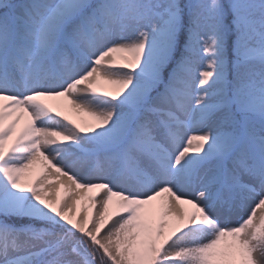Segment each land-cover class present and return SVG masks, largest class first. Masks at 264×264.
I'll return each mask as SVG.
<instances>
[{
  "label": "snow or ice",
  "instance_id": "1",
  "mask_svg": "<svg viewBox=\"0 0 264 264\" xmlns=\"http://www.w3.org/2000/svg\"><path fill=\"white\" fill-rule=\"evenodd\" d=\"M257 252L264 0H0V264Z\"/></svg>",
  "mask_w": 264,
  "mask_h": 264
},
{
  "label": "rangeland",
  "instance_id": "2",
  "mask_svg": "<svg viewBox=\"0 0 264 264\" xmlns=\"http://www.w3.org/2000/svg\"><path fill=\"white\" fill-rule=\"evenodd\" d=\"M13 2H19V0H13ZM69 114L72 116L73 119H76L78 122L82 124L89 123L92 120L91 117L86 116L85 114H79L76 112H69ZM49 170L51 171H46L47 174H45V171L41 170L40 168H37V172L39 173L40 176L43 177L44 181L51 180L48 178V176H51V175H54V178L57 179V184L62 183V180L66 179V177H60L57 173H55L54 169L49 168ZM45 190L51 193L49 197L50 199H56L58 195V189H56V186H53V189H52V184H46ZM59 192L62 193V188H60ZM254 258L257 259L258 264H264V257H261L259 252L254 254Z\"/></svg>",
  "mask_w": 264,
  "mask_h": 264
},
{
  "label": "bare ground",
  "instance_id": "3",
  "mask_svg": "<svg viewBox=\"0 0 264 264\" xmlns=\"http://www.w3.org/2000/svg\"><path fill=\"white\" fill-rule=\"evenodd\" d=\"M108 87L112 88V87H115V86L108 85ZM86 116H87V115H86ZM40 169H41V168H40ZM41 170H43V171H51V170H49V168L46 169V170H44V169H41ZM51 173H52V172H51ZM49 175H51V174H49ZM48 178L51 179L52 181H55V183L52 184V189H53V186H56V189H58V190H60V188H62V192H63V187H62V185L67 184V179L62 180V183L57 184V179L54 178V175L48 176ZM53 178H54V179H53Z\"/></svg>",
  "mask_w": 264,
  "mask_h": 264
}]
</instances>
